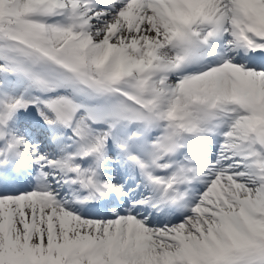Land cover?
Returning a JSON list of instances; mask_svg holds the SVG:
<instances>
[{"label":"snow or ice","instance_id":"obj_1","mask_svg":"<svg viewBox=\"0 0 264 264\" xmlns=\"http://www.w3.org/2000/svg\"><path fill=\"white\" fill-rule=\"evenodd\" d=\"M0 264H264V0H0Z\"/></svg>","mask_w":264,"mask_h":264}]
</instances>
